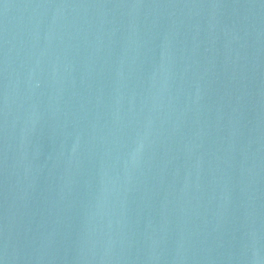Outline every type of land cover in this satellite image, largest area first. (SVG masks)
<instances>
[{
    "label": "water",
    "instance_id": "95a60500",
    "mask_svg": "<svg viewBox=\"0 0 264 264\" xmlns=\"http://www.w3.org/2000/svg\"><path fill=\"white\" fill-rule=\"evenodd\" d=\"M0 264H264V0H0Z\"/></svg>",
    "mask_w": 264,
    "mask_h": 264
}]
</instances>
